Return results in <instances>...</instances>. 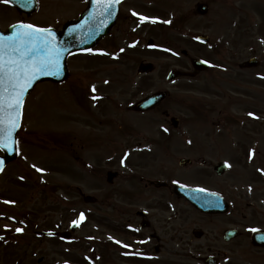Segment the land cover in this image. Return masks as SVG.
Instances as JSON below:
<instances>
[{
	"label": "rangeland",
	"instance_id": "rangeland-1",
	"mask_svg": "<svg viewBox=\"0 0 264 264\" xmlns=\"http://www.w3.org/2000/svg\"><path fill=\"white\" fill-rule=\"evenodd\" d=\"M49 1L44 0L42 6ZM205 2L209 12L200 15L197 6ZM62 8L68 19H73L82 6L68 0V6ZM41 11L42 23L56 20H50L53 14L45 7ZM133 12L137 13L136 20L131 17ZM140 16L157 22L141 23ZM120 18L112 38L101 48L71 60V75L65 82L39 83L25 101L19 156L0 177V236L4 237L0 240V264H37L40 258L44 260L38 264L65 260L66 244L61 240L24 239L15 231L20 228L23 212L30 222L34 215L36 222L47 217L54 228L61 223L62 229H69L74 221L79 222L68 241V264L119 262L113 252L108 260L100 259V244L123 237L110 223L119 210L126 209L119 203L128 199L122 192L128 193L130 174L136 168V158L129 149L134 137L138 141L143 136L163 135L252 136L259 141L262 153L257 158L264 157V69L250 71L247 77L226 85L248 95L242 105L229 110L230 117L239 121L229 127L219 126L223 118L218 112L209 113L208 107L199 112L195 107L198 98L206 104L214 101L209 96L214 87L211 71L202 74L199 81L180 78L171 83L166 79L171 69L193 70L183 49L209 62L216 61V56L247 59L253 54L264 60V0H128ZM199 33L208 34L211 42H198ZM149 39L155 41L154 47L147 46ZM141 61L154 63L156 70L147 76L138 75ZM162 89L169 90L170 97L154 111L139 114L132 110L142 96ZM93 96L101 99L94 100ZM165 112L180 119L178 129L171 127ZM108 170L120 173L112 185L106 181ZM244 175L249 178L247 172ZM85 195L97 200L86 203ZM5 200L14 203L6 205ZM187 215L197 216L191 209ZM185 264L201 263L185 256Z\"/></svg>",
	"mask_w": 264,
	"mask_h": 264
},
{
	"label": "flooded vegetation",
	"instance_id": "flooded-vegetation-1",
	"mask_svg": "<svg viewBox=\"0 0 264 264\" xmlns=\"http://www.w3.org/2000/svg\"><path fill=\"white\" fill-rule=\"evenodd\" d=\"M80 1L83 11L88 0ZM41 5V0H30L27 4L25 0L0 2V29L6 32L20 23L43 25ZM65 5L68 6V0L49 1L58 16L65 14L62 8ZM123 7L124 3L120 17ZM112 44L115 48L114 39ZM101 46L102 42L97 48ZM252 58L257 61L249 67L248 60ZM216 59L208 70L214 76L211 80L214 87L209 90L214 101L206 104L203 98H198L197 105L200 109L208 107L209 113L218 112L223 118L218 121L219 126L229 127L239 123L237 117H230L229 110L248 95L226 85L247 77L250 71L264 69V60L255 55L247 59L237 55ZM134 139L129 149L136 158V168L131 171L130 189L125 192L128 199L119 203L126 209L119 210L111 223L105 218L123 237L113 245L102 243L104 259L113 252L115 261H119L115 264H185V256L201 264L206 257H212L213 264H264V157L257 158L262 153L255 137L215 134ZM182 159L190 162L182 163ZM177 185L213 194L211 212L198 209L185 192L175 190ZM189 209L197 216H188ZM36 217L30 222L23 212L19 226L23 232L19 235L24 239L40 238L49 229L47 217L41 222H36ZM259 233L261 236L256 238ZM64 256L68 264V245Z\"/></svg>",
	"mask_w": 264,
	"mask_h": 264
},
{
	"label": "snow or ice",
	"instance_id": "snow-or-ice-1",
	"mask_svg": "<svg viewBox=\"0 0 264 264\" xmlns=\"http://www.w3.org/2000/svg\"><path fill=\"white\" fill-rule=\"evenodd\" d=\"M0 2L7 4L10 0H0ZM29 2L30 0H25V4ZM95 2L105 5L103 11L111 14L109 10L112 5L120 3L121 0H95ZM132 15L136 16L137 13L133 12ZM139 20L141 23L157 22L155 19L144 16H140ZM163 23H171V21H163ZM12 27L16 29L12 35L0 36V150L5 151L12 150L10 145L18 144L13 137L21 124L28 89L40 76L61 71V52L54 43L51 29L25 23ZM92 91H96L94 85ZM93 99H101V97L93 96ZM249 115L252 114L249 113ZM3 170V161H0V172ZM36 171L41 172L42 169L36 168ZM199 191L205 190L199 189ZM2 202L6 205L14 203L8 200ZM9 219L13 218L9 217ZM83 219L84 216L81 213L80 220ZM73 223L76 224L75 221ZM15 231L21 233L23 229L16 228ZM0 240H4V237L0 236Z\"/></svg>",
	"mask_w": 264,
	"mask_h": 264
},
{
	"label": "water",
	"instance_id": "water-1",
	"mask_svg": "<svg viewBox=\"0 0 264 264\" xmlns=\"http://www.w3.org/2000/svg\"><path fill=\"white\" fill-rule=\"evenodd\" d=\"M122 1V0H121ZM119 4H113L112 8L109 10L111 14L108 12H104L100 10L99 3H96L95 0H91V5L88 11H86L79 20L69 22L68 25L64 28L63 31H55L51 30L54 36V43L57 45L61 52V71L52 75H43L40 76L39 79L35 81L33 86L28 89L26 96L30 93L33 87L42 80L52 79L54 81H64L68 76V69L66 64V59L68 55L72 52L85 50L92 48L101 38L106 36L110 29L116 22L118 12H119ZM208 7L206 5H200L199 10L201 13H205ZM102 11V12H100ZM15 31L10 30L8 34L4 36L12 35ZM199 39L208 41L209 38L206 36H199ZM152 44V41H150ZM186 53V52H185ZM192 63L196 69L202 70L206 68V64L197 59H192ZM154 69L153 64L151 63H143L140 66V72H149ZM180 74L193 76V73H181L180 71H172L169 74V80L175 79ZM166 92H158L153 95L148 96L146 99L137 104L136 108L143 110L150 108L166 97ZM174 125L177 126L178 120L173 119ZM19 130V129H18ZM17 130V132H18ZM17 132L14 134L13 139L17 141ZM12 150L5 151V156H0V161H3V168L5 165L15 159L18 155L17 152V144L10 145ZM117 173L109 172L108 173V181L112 182L113 178ZM179 189V188H177ZM192 194L195 195V200L198 201L200 199L208 198L210 196L207 192H201L199 190H190ZM200 208L204 210H209L211 208L210 202H205L204 205H201ZM63 236H67L64 234Z\"/></svg>",
	"mask_w": 264,
	"mask_h": 264
}]
</instances>
